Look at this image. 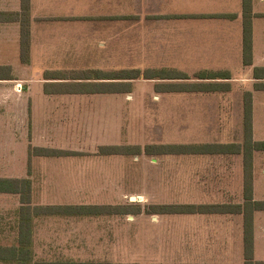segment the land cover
<instances>
[{
    "label": "crops",
    "instance_id": "0c3cea01",
    "mask_svg": "<svg viewBox=\"0 0 264 264\" xmlns=\"http://www.w3.org/2000/svg\"><path fill=\"white\" fill-rule=\"evenodd\" d=\"M20 10L21 0H0V11ZM253 12V63L246 65L243 57V0H31L28 63L20 60V22H0V44L4 43L0 46V59L5 60L1 65H10L13 78H16L0 79V91H4L5 97L2 99L4 107L0 108L4 128L0 127V131L6 138L12 137V118L18 102L13 103L10 81L20 80L22 82L16 89L28 95L26 99L19 100L21 119L28 122L30 118L31 123V137L26 144L28 150L30 147L65 150L60 146L63 143L68 145L73 136L81 141L88 139V144L95 147L122 145L115 141V135H106L105 138L111 137V141L105 142H100L99 133L86 138L84 125L71 127L62 116L67 114L68 108H80V112H85L89 107L99 109L102 105L109 106L110 97L114 99L124 92L47 93L46 83L72 80L38 76L46 71L73 69L78 62L92 60L101 61L86 65L91 70H122L124 68L120 67L124 66L120 61L124 59L125 42L131 41L151 44L148 52L157 54H149L150 58L180 60L178 68L156 67L176 69L191 76L180 82L217 85L212 90L179 91L191 94L197 99L198 106L203 102V106L211 111L210 114L206 111L197 116L200 125L196 138L181 144L242 143L244 100L234 96L237 88L252 92L253 136L256 141H264V122L261 125L264 99H257L258 93L264 95V89L256 87L257 84H264V71L261 72L262 77L254 75L256 67L264 68V0H253ZM228 14L235 17H226ZM126 34H130L132 39L126 40ZM11 50L13 54L9 60ZM200 71L229 72L230 77L195 78L194 74ZM22 83H25L24 86ZM21 132L29 136L28 124L22 126ZM93 140L96 142L92 143ZM5 150H12V147L8 145ZM210 155L238 156L239 163L220 167V185L214 190V198L193 204H243L242 154ZM257 166L254 163L253 199L264 201V196L258 194L259 184L264 182V170L260 172ZM7 194L12 193H0V196ZM181 214L191 221L196 220V251L202 255L200 259L186 264L245 263L243 213ZM11 219L10 216V223ZM3 220L6 224V214ZM254 261L264 262V209L254 211Z\"/></svg>",
    "mask_w": 264,
    "mask_h": 264
},
{
    "label": "rangeland",
    "instance_id": "374dc122",
    "mask_svg": "<svg viewBox=\"0 0 264 264\" xmlns=\"http://www.w3.org/2000/svg\"><path fill=\"white\" fill-rule=\"evenodd\" d=\"M127 39H132V36L126 34ZM151 47L149 43L126 41L124 59L120 61L124 67L120 68L143 71L161 66H180V60L148 57L152 54L148 52ZM12 54L11 50L7 59L11 60ZM4 61L0 59V66H5L1 65ZM100 61L78 62L76 68L61 71L89 70L86 65ZM38 77L45 78V75ZM172 81L180 82L143 78L133 80L132 91L115 94L114 99L110 97L109 106L102 105L99 109L89 107L85 112H80V108H68L62 118L71 127L84 125L86 138L99 133L100 142L111 141V137L105 138L106 135H115V141L122 145H139L142 148L148 144L181 145V142L196 138L200 125L197 116L206 111L210 114L211 111L203 106V102L198 106L197 99L191 94L158 91L159 85ZM21 82L10 81L13 103H18L12 118V137L6 138L0 131V175L31 178L34 204H133L141 208L138 214L38 218L34 233L37 259L186 264L202 257L196 251V220L191 221L182 214H153L147 211L148 207L165 203H199L214 198V190L220 185V167L237 165L238 156L206 153L102 154L100 147L88 144L90 140L81 141L75 136L68 145L63 143L60 146L65 150L58 149L65 153L46 155L31 147L28 150L26 144L31 137V123L30 118L24 122L20 117L19 100L28 97L24 91L16 89ZM22 84L24 86L25 83ZM244 94L245 88L235 89V97L244 100ZM259 94L257 99L263 100L264 95ZM4 98L2 90L0 108L4 107ZM261 120L262 125L264 117ZM27 124L29 136L21 132L22 126ZM0 127L4 128L3 113L0 114ZM8 145L12 150H5ZM254 163L260 172L264 170V151L254 153ZM258 194L264 196V182L259 184ZM20 205L18 194L0 196L1 245L16 243L17 210Z\"/></svg>",
    "mask_w": 264,
    "mask_h": 264
},
{
    "label": "trees",
    "instance_id": "16d2710c",
    "mask_svg": "<svg viewBox=\"0 0 264 264\" xmlns=\"http://www.w3.org/2000/svg\"><path fill=\"white\" fill-rule=\"evenodd\" d=\"M226 17H235L233 14ZM253 0H243V57L244 64L253 63V33L252 19ZM20 22V49L23 62L30 61L31 45V0H21L20 11H0V22ZM262 67H256L254 75L259 78ZM47 79H67L68 82L46 83L47 93H101V92H131L132 81L136 79H162L181 80L191 78L176 69H122L113 72L102 70H78L73 72L46 71ZM198 79L228 78L229 72L200 71L194 74ZM12 67L0 66V79H12ZM59 87V88H58ZM215 84L197 82H165L159 85L158 91H196L212 90ZM256 87L263 88L264 84ZM244 139L242 143L229 144H148L139 145H114L101 146L102 154L123 155H165V154H242L244 163V196L243 204H193L169 203L153 204L148 207V212L153 214H181V213H229L240 212L244 214V264H264L263 261H254V211L264 209V201H255L254 192V153L264 151V141H256L253 136V94L246 91L244 94ZM41 154L65 153L60 150L33 148ZM0 193H12L20 196L21 205L17 210L18 233L15 244H0V264H119L103 261H78L73 259H37L34 248V233L36 219L49 216L60 217H98L115 214H138L141 208L133 204H34L32 200L33 184L29 177H0Z\"/></svg>",
    "mask_w": 264,
    "mask_h": 264
},
{
    "label": "built area",
    "instance_id": "2783aa9c",
    "mask_svg": "<svg viewBox=\"0 0 264 264\" xmlns=\"http://www.w3.org/2000/svg\"><path fill=\"white\" fill-rule=\"evenodd\" d=\"M19 86H21V85H19Z\"/></svg>",
    "mask_w": 264,
    "mask_h": 264
}]
</instances>
